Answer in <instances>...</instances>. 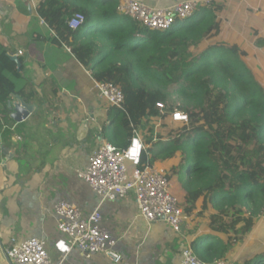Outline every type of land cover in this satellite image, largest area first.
I'll return each mask as SVG.
<instances>
[{"label":"trees","instance_id":"1","mask_svg":"<svg viewBox=\"0 0 264 264\" xmlns=\"http://www.w3.org/2000/svg\"><path fill=\"white\" fill-rule=\"evenodd\" d=\"M119 2L40 0L37 12L54 31V42L67 45L94 79L122 88V108H107L106 142L125 149L134 130L148 126L149 163L165 166L168 179L180 186L187 216L208 220L210 233L195 238L191 247L200 260L212 263L245 239L264 214V84L238 44L213 41L221 21L212 2L163 31L121 14ZM76 12L86 19L71 29L68 22ZM22 76L0 44L5 135L12 121L10 100L17 96L31 104L37 97L32 81L17 86ZM160 86H174L193 103L182 108L188 122L171 129L167 139L150 125L152 118L169 115L157 107L170 98ZM145 163L143 152L141 166Z\"/></svg>","mask_w":264,"mask_h":264},{"label":"crops","instance_id":"2","mask_svg":"<svg viewBox=\"0 0 264 264\" xmlns=\"http://www.w3.org/2000/svg\"><path fill=\"white\" fill-rule=\"evenodd\" d=\"M39 1L0 0V44L22 64L23 76L16 84L20 87L32 81L37 91L33 103H28L34 106L28 118L18 122L12 117L13 104L19 101L14 96L9 106L10 133L5 135L4 127L0 128V264H13L4 251L11 237L43 238L53 258L59 259L54 248L59 234L54 205L60 199L74 202L86 213L100 206L103 224L117 239L113 250L122 257V264H181L182 250L191 247L198 236L210 233L208 220L188 216L181 231L175 232L165 221L149 223L138 217L132 192L124 199L101 204L100 197L77 176L106 141L108 104L98 94L90 67L67 45L54 42V31L37 12ZM143 1L163 8L182 0ZM204 1L212 2L221 21L217 37L246 48L252 58L260 52L257 66L264 67V0ZM83 120L89 123V131L85 140H78ZM147 129L137 130L151 146ZM179 192L183 199L184 192ZM222 259L226 264L264 261V214ZM63 264L116 263L104 253L85 257L74 249Z\"/></svg>","mask_w":264,"mask_h":264},{"label":"built area","instance_id":"3","mask_svg":"<svg viewBox=\"0 0 264 264\" xmlns=\"http://www.w3.org/2000/svg\"><path fill=\"white\" fill-rule=\"evenodd\" d=\"M119 1L117 9L121 14L132 17L150 29L161 31L172 27L178 18L190 17L205 4L204 0H182L170 7L160 8L143 0ZM85 19L82 12H76L68 25L71 29H78ZM95 87L108 106L122 108L125 95L119 85L95 80ZM165 106L162 102L157 103L162 113L165 112ZM171 119L173 122L187 123L189 116L184 111L175 109ZM150 147L141 140L137 129L134 130L130 145L125 149H119L104 141L92 153L85 169L77 171V176L88 183L100 197L101 204L106 200L124 199L132 192L138 217L149 223L165 221L175 232H180L188 216L180 207L181 199L170 192L171 181L167 177L165 166L149 163ZM143 152L147 154V163L141 166ZM54 211L58 217L59 233L54 241V248L59 259L53 258L48 243L43 238L11 237L4 250L11 263L63 264L72 250L80 249L85 257H91L94 253H104L116 264H122V257L113 250L117 239L103 224L100 206L86 213L74 202L60 199L55 203ZM181 264L226 263L223 259L212 263L204 262L195 255L192 247L188 246L181 252Z\"/></svg>","mask_w":264,"mask_h":264},{"label":"rangeland","instance_id":"4","mask_svg":"<svg viewBox=\"0 0 264 264\" xmlns=\"http://www.w3.org/2000/svg\"><path fill=\"white\" fill-rule=\"evenodd\" d=\"M216 40H221V39L216 36V38H213V41H216ZM222 41H224V40H222ZM224 42H226V41H224ZM240 47H241V49L245 50L248 53V55H247L248 57H244V59H245L244 61L247 64H249V66L252 68V71L255 73L256 78L259 81H262L264 84V67L263 66H260V67L257 66L259 63H261L260 57H259V54H261V53L260 52L256 53L255 57L252 58V56H253L252 52H249L248 50H246V48H244L242 46H240ZM253 59H255V60H253ZM160 87L170 95L169 103L166 104V106L164 108L165 109L164 111L165 112L168 111L169 115L165 118H160V117L152 118L150 125L155 126L156 129L159 131V134H162L163 137L167 139L168 135H166V134L171 129H179L182 125H184V123H182V122H173L172 121V119H171L172 112H174L175 109L183 110L182 109L183 107H185L187 105L192 106L193 103L187 97H185L184 94L176 92L174 86H160ZM170 106L172 108H170ZM138 130L140 132H142L144 130V127H140V128H138ZM148 134H149V136H151V133H148ZM177 187H178V185H177ZM177 187L175 186V183H173L172 181L170 182V192L180 198V196H179V194H180L179 190L180 189H178Z\"/></svg>","mask_w":264,"mask_h":264},{"label":"water","instance_id":"5","mask_svg":"<svg viewBox=\"0 0 264 264\" xmlns=\"http://www.w3.org/2000/svg\"><path fill=\"white\" fill-rule=\"evenodd\" d=\"M11 58L14 61H16V63L18 64V70H20L22 64L19 57L17 55H11ZM9 106H11V104H9ZM13 106H14V112L12 114V117L18 122H21L24 119L28 118V116L34 109L33 105L28 104L26 101L22 100L21 98H19V101L17 103H14ZM88 131H89V123L86 120H83L77 130V139L85 140Z\"/></svg>","mask_w":264,"mask_h":264},{"label":"snow or ice","instance_id":"6","mask_svg":"<svg viewBox=\"0 0 264 264\" xmlns=\"http://www.w3.org/2000/svg\"><path fill=\"white\" fill-rule=\"evenodd\" d=\"M177 118L179 119L180 117H179V114H177Z\"/></svg>","mask_w":264,"mask_h":264},{"label":"clouds","instance_id":"7","mask_svg":"<svg viewBox=\"0 0 264 264\" xmlns=\"http://www.w3.org/2000/svg\"><path fill=\"white\" fill-rule=\"evenodd\" d=\"M138 143V142H137Z\"/></svg>","mask_w":264,"mask_h":264}]
</instances>
